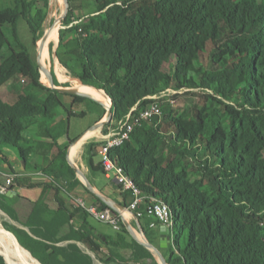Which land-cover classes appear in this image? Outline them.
<instances>
[{
	"label": "trees",
	"instance_id": "obj_1",
	"mask_svg": "<svg viewBox=\"0 0 264 264\" xmlns=\"http://www.w3.org/2000/svg\"><path fill=\"white\" fill-rule=\"evenodd\" d=\"M68 1L58 46L66 58H59L80 80L76 85L97 86L111 98L113 117L105 134L168 89L178 91L175 99L204 98L192 117L161 106V117L143 120L110 151L145 197L140 210L150 196L169 204L174 226L163 251L168 264H264V0H88L80 6ZM9 2L0 8V77L27 85L11 101L0 94V157L11 166L5 151L12 150L26 170L41 169L71 190L80 186L100 210L118 214L79 180L68 161L69 145L61 144L55 132L66 123L69 144L76 140L69 136L71 111L61 95L71 99V108L86 101L100 104L45 85L20 34L19 24L25 22L33 44L43 36L50 0ZM78 8L91 12L75 19ZM38 92L43 99L35 97ZM103 144H85L83 160L93 183L105 175L102 161H96ZM40 157L45 165H37ZM14 184L39 185L26 176H16ZM115 186L122 196L118 203L129 207L132 191ZM0 209L18 219L11 199L1 192ZM77 213L84 216L82 226L59 237V227ZM88 216L80 206L69 213L61 201L51 221L32 229L35 237L8 220L3 225L42 264H94L80 243L104 262L159 264L151 250L127 240L130 232L122 221L121 234L113 238ZM138 219L149 242L159 243L160 228H150L147 216ZM119 249L130 251L129 257ZM0 264H7L1 254Z\"/></svg>",
	"mask_w": 264,
	"mask_h": 264
},
{
	"label": "rangeland",
	"instance_id": "obj_2",
	"mask_svg": "<svg viewBox=\"0 0 264 264\" xmlns=\"http://www.w3.org/2000/svg\"><path fill=\"white\" fill-rule=\"evenodd\" d=\"M50 1L52 4L53 13H52V16L48 13L49 16H47V19L45 22V29L46 30L54 24V22L58 18V16L62 15L63 8H64L63 0H50ZM87 2H88V0H77L76 4H77V6H80V5L86 4ZM9 3H10L9 0H0V8H3L7 5H9ZM90 12H91V9H85V8L74 9V17H75V19L80 18V17H84L86 14H88ZM78 22L79 21L77 20L74 23L76 24ZM60 27H61V24L59 25V29H60ZM19 29H20V34H21L23 40L29 46L35 60L37 61V50H38V45L41 44V41L39 43L37 41L35 44H33L32 40H31V36L28 32V29H27L25 22H21L19 24ZM58 31H60V30H58ZM58 42H59V32H58V41L57 42L56 41L51 42V44H52L51 48L49 47L50 58L47 60V63L44 62V60H43V66L45 67V69L47 71H51V72H52V70H54V73H55L56 77L58 78V80H60L61 83H68L72 89H76V88H80L83 90L90 89L86 86H83V85L78 86L75 84L76 82H80V80L71 77L69 75L68 70L61 63L60 58H59L60 50L57 46ZM40 54L42 57V51L41 50H40ZM60 55L64 58H66L62 53ZM206 56L208 57V54ZM42 59H43V57H42ZM56 60L59 61V68L60 69L59 68L56 69ZM58 73L61 74L67 80L62 81L59 78ZM41 80L47 86H50V87L54 86L53 83L50 85L49 78L47 75H43L41 77ZM26 85H27V82L23 81V80L5 81L2 77H0V94L2 95V97L4 98L5 101H7V102L11 101L15 97L16 93L20 92L24 88V86H26ZM197 90H199V89H196L195 91H197ZM177 92L178 91L175 92L174 89L166 90L165 93L158 96L157 99H158L159 103L161 104V106H169L171 108H174L175 110L180 111L186 117H192L195 113L196 107L197 106H203L204 98H201V97L196 96V95H189L186 97L175 99L173 96ZM208 93H212V92L208 91ZM101 94H104V93L101 92ZM44 96H45V94L43 92L35 93L36 98L43 99ZM104 96H105V100L102 97L97 96V100L101 102V103H99L100 105L94 104L90 101H86L85 103L73 108L75 111H78L79 113L80 112H86L87 114L85 116H80V117H75V115H74L70 119V123H71L70 138L71 139L75 140L77 137H79L81 134H83L89 127L93 126L94 124L96 125L97 119L99 120L98 122H100V120H101L100 117L103 114H104V116L102 118H105V119L107 118L106 114H107L109 108L112 107V103H111L110 99L108 98V96H106V94H104ZM61 98L64 102H66V104H70V106H71V99L69 97L61 95ZM106 100L109 101V103ZM64 119L66 120V115H65ZM104 128H105V125L101 127V130L99 133H95L93 136L88 138V141L85 144H87L91 141H103L105 136H107L110 132H112L116 129L115 126L112 124L111 127L109 128V132L107 134H105ZM65 131H66V123L62 124L60 127H56V129H55V132L58 135V137H62L64 135H66ZM65 144L69 145V147L71 145H73V143L69 144L68 141ZM85 144H83V146L80 149L79 155H78L77 160H76V164H77L78 168L80 170H82L83 172H85L86 176L88 178H90V170H89L88 166L85 164L84 160H82L84 149H85ZM11 152H14V151H12V150L5 151V153L8 157L10 156ZM36 160H38L37 161L38 166L45 165L46 161H47L45 159H42V157H40ZM96 161L101 162L100 154L96 158ZM19 162H21L20 158H19ZM14 163L17 166V163L16 162H14ZM34 172H40V176L45 175L41 169L34 170ZM103 175L104 174H99L97 177L100 176L103 178L104 181H109L113 184L114 188L116 189V192H113L110 196H108V198L109 199L111 198L110 200H112V202H115L118 204L117 195H118V191H120V190L115 186V184H118L117 180H115L114 177L107 180L105 178V176H103ZM79 180H81L90 189L85 177L79 176ZM98 186L100 189H102L104 184H98ZM79 189L81 190L82 194L81 195L75 194V196L81 197L82 199H84L87 202V204H92L91 197L88 194L84 193V190L82 187L79 186ZM130 200H132L131 197H130ZM123 209H124L123 214H122L123 218H125V216L127 218H129L131 224L137 230L136 233L139 232L138 234H140L141 237L143 236V239H140V240L149 242V240L146 238V236L141 234L140 229L138 228V224L134 220V217L129 214L126 207L123 206ZM6 220L10 221L9 218L6 217L5 214H3L0 211V224L3 225V222ZM138 221H139V219H138ZM104 226L109 228L110 232H112V234L109 236H111L113 238H117L118 235L121 234L122 228H120L119 230H116L111 225H108L106 223H104ZM3 227H5V226L3 225ZM68 234H70V233L60 234L59 237H65ZM134 239L137 240L136 238H134V236L131 233L129 235H127V240L129 242H131ZM61 244H66V242H61ZM80 246L82 247L83 250H85L88 254H90L92 256V258L94 260V264H117V263H113V262L101 261L95 254H93L91 251H89L83 244L80 243ZM154 246L156 248H160V242ZM105 250H107V249H105ZM22 251L25 253V251L23 249H22ZM119 252L125 258H128L130 255V251H128L127 249H119ZM153 254L156 257V259L158 260L159 264H163L159 254H156V253H153ZM120 261L123 262L122 259H120Z\"/></svg>",
	"mask_w": 264,
	"mask_h": 264
},
{
	"label": "crops",
	"instance_id": "obj_3",
	"mask_svg": "<svg viewBox=\"0 0 264 264\" xmlns=\"http://www.w3.org/2000/svg\"><path fill=\"white\" fill-rule=\"evenodd\" d=\"M58 76L60 78H64L61 74L60 75L58 74ZM64 103H65L66 107H68L71 111V118L74 115H75V117H80V116H85L87 114L86 112H80L79 113L78 111H75L73 108H71L70 104H66V102H64ZM59 112L61 113V115L62 114L65 115L63 109H59ZM98 121L99 120L97 119L96 122L98 123ZM93 126L89 127L85 131V132H87V131L88 132L83 137H85L88 133H90L91 131H94V130H99V132H100L101 127H97V128L92 129ZM70 130H71V123H70V127H69V136H70ZM67 141H68L67 134L59 138V142L61 144H65ZM87 141H88V139L85 141V143ZM76 144H74L72 146V148ZM72 148L70 151V157L76 163V160H77V157L79 155L80 150L78 152H76V155L72 156L71 155ZM8 160L11 163V166L8 164V162L4 161L2 159V157H0V184H2V185L5 184L6 178L10 174H15V176L30 177L32 182L39 184L35 187H29L27 185L14 184V186L12 185L10 188L12 190L10 195H8V192L6 193V195L11 199V202L14 204L16 213L18 215V219L14 220V219L10 218L1 209H0V211L3 214H5L6 217L9 218V220H10L9 222L12 225H14L17 229L23 230V231L27 232L28 234H30L31 236H34L32 233V229L42 228L46 222L51 221L54 217V212L61 207V201L64 205V208H66V210L69 213L70 212H76V208L79 207V205L77 204L75 199L81 198V197L75 196V194L81 195L82 192L80 189L71 190V186L67 185L63 181H56L47 175L40 176V172H34V171L26 170L25 167L23 166L22 162H19V158H18L17 154H15L14 152L10 153ZM82 160H83V158H82ZM14 162L17 163V166L15 165ZM12 170H14V173ZM103 176H105V178L107 180H109L110 178L113 177V174H112V177H107L106 175H103ZM114 179L116 180V178H114ZM93 184L96 186V188L100 192V194H102L103 196H105L107 198L113 192H116V189L114 188L113 184L109 181H104L103 178L100 176L94 178ZM98 184H104L103 188L100 189ZM54 186L59 187V189H60L59 194H57V191H56ZM119 192L120 191H118V195H117L118 200H122V196L120 195ZM88 205H95V204L92 203V204H88ZM83 218H84V216L82 213H77L69 222H67V223H65V225L59 227V229L57 230L58 234L69 233L70 230L72 229V227H75L78 229L79 227L82 226ZM87 220L91 224H93L95 227H97V229L99 231H101L102 233L108 234V235L112 234V232H110L109 228L105 227L104 223L97 220L96 218L89 215L87 217ZM134 220L138 224V220H136V219H134Z\"/></svg>",
	"mask_w": 264,
	"mask_h": 264
},
{
	"label": "built area",
	"instance_id": "obj_4",
	"mask_svg": "<svg viewBox=\"0 0 264 264\" xmlns=\"http://www.w3.org/2000/svg\"><path fill=\"white\" fill-rule=\"evenodd\" d=\"M176 91L177 90H175V92ZM163 93H165V91L161 94ZM152 98H154L155 101L150 103L147 107H145L137 114H132L130 112L125 119L119 122L118 127L114 131L105 136L103 140L104 144L100 148L99 153L101 156L105 175L107 177H112L113 174V177L116 178L118 184H120L124 190L132 191L133 200L130 206L126 207L129 214L132 215L134 219H138L142 216L149 217L151 220L150 228L157 229L161 226L170 228L171 233L169 234V237H171L174 226V215L169 204L156 196H150L148 197L149 203L146 205L145 209L140 210V204L144 201L145 197L141 195L140 189L134 183L132 178L126 175L123 170L115 164L110 154V151L113 147L120 146L127 139H129L131 132L137 125L141 124L143 120L151 119L156 116H162L163 110L161 104L157 99L158 95L152 96ZM15 177V174H10L7 176L5 184L0 186L1 193L6 194L10 190ZM75 200L77 204L84 210H86V212L90 216L96 218L101 222L111 225L116 230H119L121 228V221L124 223V218L122 216L123 211L116 214L109 209L100 210L96 205H88L82 198H76ZM127 219L129 220V218ZM135 231L137 232L136 229Z\"/></svg>",
	"mask_w": 264,
	"mask_h": 264
},
{
	"label": "water",
	"instance_id": "obj_5",
	"mask_svg": "<svg viewBox=\"0 0 264 264\" xmlns=\"http://www.w3.org/2000/svg\"><path fill=\"white\" fill-rule=\"evenodd\" d=\"M64 2V8H63V13L62 15L60 16L59 18V21L61 22V28H64L65 25H64V21H65V18L69 12V1L68 0H63ZM52 13H53V8H52V4H51V1H50V9H49V14L52 16ZM48 14V16H49ZM59 29V30H60ZM51 28H48L47 30L45 29V32L43 34V36L38 40V41H41V44L38 45V50H37V64H38V67H39V70L43 75H47L48 77L51 78L52 80V83H53V88L55 89H58L59 91L61 92H66V93H77V94H82L88 98H91L93 99L92 97H89L79 91H76L74 89H72L70 86L69 87H66V86H61L60 83L61 81L58 80V78L56 79L54 77V75L52 74L51 71H47L45 69V67L43 66V59L41 57V54H40V50L42 48V46L44 45V43L47 41V39L49 38L50 36V33H51ZM57 46H59V42L57 44ZM88 85V84H87ZM92 86H95V85H92ZM98 90H101L100 88H98L97 86H95ZM111 99V98H110ZM95 100V99H93ZM96 102L98 103H101L100 101L98 100H95ZM112 101V100H111ZM107 118H102L100 120V122H98L95 126L92 127V129L94 128H97V127H102L104 125H106L108 122H110L112 120V117H113V112L111 110V107L109 108L108 112H107ZM88 132V131H87ZM87 132H85L84 134L80 135L74 142H73V145L76 144ZM71 145L69 147V150H68V161H69V164L71 165V167L77 172L78 176H83L86 178L87 180V183L90 187V190L97 194L99 197H101L105 202H107L110 206H112L113 208H115L118 212H121L123 211V205L121 204H117L115 202H112V200H110L109 198L103 196L102 194H100V192L97 190L96 186L93 184V182L86 176L85 172H83L82 170H80L77 166L76 163H74L71 158H70V151H71V148L72 146ZM11 189L8 191V195H10L11 193ZM136 220H138L137 218H135ZM124 223L127 227V229L129 230V232L134 236V238H136L141 244H143L145 247H147L149 250H151L152 253H156V254H159V256L161 257V259L163 260L164 264H168L167 262V259L163 253V251H165L168 246H169V243H170V237H169V234L171 233V229L166 227V226H161L160 227V248H156L154 245H152L150 242L148 241H141L139 238H137V235H136V231H135V228L133 227V225L131 224V222L125 217L124 218ZM5 228V227H4ZM138 228L140 229V232L142 235H145L144 232H143V229L138 221ZM6 229V228H5ZM8 230V229H7ZM13 233V232H12ZM14 234V233H13ZM15 235V234H14ZM16 236V235H15ZM18 239V238H17ZM19 241V240H18ZM4 247V246H3ZM6 251V250H5ZM7 252V251H6ZM0 254L5 258V261L7 264H9L8 262V258H12L11 255L7 252L6 254H2L0 252ZM13 259V258H12Z\"/></svg>",
	"mask_w": 264,
	"mask_h": 264
},
{
	"label": "bare ground",
	"instance_id": "obj_6",
	"mask_svg": "<svg viewBox=\"0 0 264 264\" xmlns=\"http://www.w3.org/2000/svg\"><path fill=\"white\" fill-rule=\"evenodd\" d=\"M60 16H58V18L55 20L54 24L52 26H50L49 28H51V33L49 38L47 39V41L44 43V45L41 48L42 51V57L44 62L47 63V60L50 58V53H49V45L51 42L53 41H58V30H59V25L61 24V22L59 21ZM56 68H59V61L56 60ZM60 69V68H59ZM49 78V83L50 85L52 84V80L50 77ZM48 81V80H47ZM88 87V86H86ZM90 89L87 90H83L80 88H76L74 90L79 91L89 97H92L93 99L97 100V96L102 97L105 100V96L104 94H106L103 90H98L95 88H91L88 87ZM101 92H103L104 94H101ZM106 96H108L106 94ZM101 98V99H102ZM108 98L110 99V97L108 96ZM107 101V100H106ZM111 101V99H110ZM109 103V101H107ZM112 103V101H111ZM99 130H94L91 131L90 133H88L85 137H83L73 148H72V152L71 155L74 156L76 155V152H78L81 147L83 146V144L85 143V141L90 137L93 136V134L98 133ZM71 158V157H70ZM72 160V159H71ZM73 161V160H72ZM74 162V161H73ZM75 163V162H74ZM139 233V232H138ZM136 233L137 238L139 239H143V236L141 237L140 234ZM4 246V247H3ZM22 249L27 252L33 259H35L39 264H42L36 257H34L30 252H28L18 241L17 237L9 230L5 229L3 227V225L0 224V252L2 254H6L7 252L11 255V257L13 258H8V262L9 264H36L33 260H31L23 251ZM7 252H6V251ZM161 261L163 262V260L161 259ZM164 264V262H163Z\"/></svg>",
	"mask_w": 264,
	"mask_h": 264
}]
</instances>
